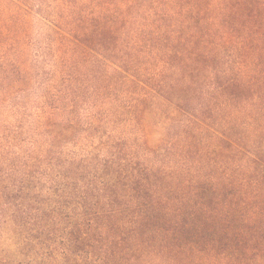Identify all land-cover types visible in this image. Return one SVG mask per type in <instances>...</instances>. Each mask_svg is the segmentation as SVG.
I'll return each mask as SVG.
<instances>
[{"label":"trees","instance_id":"trees-1","mask_svg":"<svg viewBox=\"0 0 264 264\" xmlns=\"http://www.w3.org/2000/svg\"><path fill=\"white\" fill-rule=\"evenodd\" d=\"M0 264H264V0H0Z\"/></svg>","mask_w":264,"mask_h":264}]
</instances>
